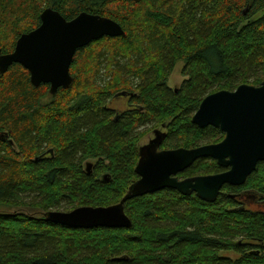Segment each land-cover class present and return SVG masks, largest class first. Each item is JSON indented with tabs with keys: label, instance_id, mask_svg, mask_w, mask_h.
<instances>
[{
	"label": "trees",
	"instance_id": "trees-1",
	"mask_svg": "<svg viewBox=\"0 0 264 264\" xmlns=\"http://www.w3.org/2000/svg\"><path fill=\"white\" fill-rule=\"evenodd\" d=\"M46 7L67 20L108 17L124 35L77 49L72 84L54 94L18 63L0 75V264H264V162L214 202L169 188L130 198L128 228L44 217L119 202L137 179L138 128L160 130V149L222 140L191 117L208 94L264 81V0H0L2 53ZM180 61L185 78L171 88ZM121 92L130 105L118 110L111 101ZM222 170L201 158L178 177Z\"/></svg>",
	"mask_w": 264,
	"mask_h": 264
},
{
	"label": "water",
	"instance_id": "water-1",
	"mask_svg": "<svg viewBox=\"0 0 264 264\" xmlns=\"http://www.w3.org/2000/svg\"><path fill=\"white\" fill-rule=\"evenodd\" d=\"M120 35H124L123 29L108 17L82 11L67 20L57 10L46 7L40 14V24L22 33L12 52L2 53L0 49V75L18 63L28 71L32 86L48 84L49 93L54 94L72 84L69 70L77 49L103 36ZM191 122L201 128H217L224 137L217 143L193 148L160 149L163 133L157 130L147 143L140 145L134 168L137 179L119 202L68 211L49 210L44 213L45 220L70 228H128L131 220L123 205L130 198L169 188L214 202L224 185L244 184L257 163L264 162V81L257 86L241 84L231 91L223 89L206 95ZM201 158L215 160L224 170L178 177Z\"/></svg>",
	"mask_w": 264,
	"mask_h": 264
},
{
	"label": "rangeland",
	"instance_id": "rangeland-1",
	"mask_svg": "<svg viewBox=\"0 0 264 264\" xmlns=\"http://www.w3.org/2000/svg\"><path fill=\"white\" fill-rule=\"evenodd\" d=\"M182 67H183V62L182 61L176 63V65L174 66V69L172 70L171 74L169 75V77L167 79V84H168L169 87L177 88L183 82L185 77L181 73ZM106 78H103V76H101L100 79H106ZM103 82H104L103 80L102 81L101 80L98 81V83H100V84H103ZM48 100H49V98L46 96L44 99H42V102H46ZM126 103H127L126 97H120L119 96V97H115L111 101V106L116 108V109H118V110H123V109L126 108ZM159 128L161 130L163 129L162 127H159ZM153 129H154V126H152V125H148V126H144V127L138 128V130L135 132V133H138V135H139V138L138 139L136 138L137 139V143L136 144L138 146H140V145H142L144 143H147L148 140L154 136ZM92 161L94 162L95 160H92ZM224 254L228 255V256H233V254H231L230 252H225Z\"/></svg>",
	"mask_w": 264,
	"mask_h": 264
},
{
	"label": "flooded vegetation",
	"instance_id": "flooded-vegetation-1",
	"mask_svg": "<svg viewBox=\"0 0 264 264\" xmlns=\"http://www.w3.org/2000/svg\"><path fill=\"white\" fill-rule=\"evenodd\" d=\"M129 95H126L125 97H126V99H127V101L129 100V97H128ZM130 105V104H129ZM128 105V103H126V106H129ZM260 163V162H259ZM258 164V163H257Z\"/></svg>",
	"mask_w": 264,
	"mask_h": 264
}]
</instances>
